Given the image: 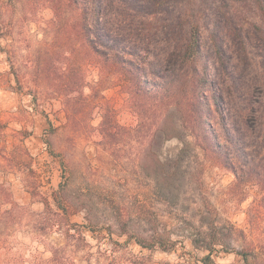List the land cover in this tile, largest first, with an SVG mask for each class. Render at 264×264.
I'll list each match as a JSON object with an SVG mask.
<instances>
[{
	"label": "trees",
	"instance_id": "obj_1",
	"mask_svg": "<svg viewBox=\"0 0 264 264\" xmlns=\"http://www.w3.org/2000/svg\"><path fill=\"white\" fill-rule=\"evenodd\" d=\"M47 1L56 12L48 28L53 37L36 49L34 58L25 60L35 70L36 91L59 100L66 124L75 129L88 126L79 118L84 111L99 107L103 149L122 135L142 137L146 153L154 155L165 176L160 181L151 176L148 183L160 201L173 198L179 162L178 156L161 159L160 150L184 130L190 139L187 144L193 142L233 172L235 180L226 193L228 205L236 198L241 200L248 190L255 191L247 209V229L230 224L226 231H219L218 223L224 219L218 216V207L205 200L203 205L215 215L206 230L198 229L187 237L196 248L208 251L205 262L214 252L232 251L244 264H264V0ZM243 1L255 11L248 16L249 27L238 18L243 14ZM63 8L65 12L75 10L77 20L55 23ZM86 65L101 76L89 95L80 90ZM104 82L128 94L138 118L135 126L121 125L115 118L99 94L109 88L99 90ZM20 150L16 145L13 152ZM33 176L29 183L34 193L36 176L31 171ZM43 201L46 208L58 206L48 198ZM60 204L65 213H50L35 231L56 227L66 244L76 247L85 241L84 226L71 223L67 219L73 213L70 206ZM13 205L0 212V226L17 222L20 213L15 209L23 208ZM118 212L112 222H106L110 235L115 227L118 236L127 235L146 248L170 250L177 243L167 234L143 235L131 230L123 212Z\"/></svg>",
	"mask_w": 264,
	"mask_h": 264
},
{
	"label": "rangeland",
	"instance_id": "obj_2",
	"mask_svg": "<svg viewBox=\"0 0 264 264\" xmlns=\"http://www.w3.org/2000/svg\"><path fill=\"white\" fill-rule=\"evenodd\" d=\"M244 2L235 6L243 13L238 18L249 27L248 16L255 11ZM0 10V212L13 204L23 208L15 209L20 213L16 223L0 226V264H244L232 251L214 252L205 262L208 251L196 248L187 236L209 227L215 211L211 213L203 205L205 200L214 203L221 221L224 219L218 223L219 231H226L230 224L247 229V209L255 191L248 190L241 200L236 198L228 205L226 193L235 180L233 172L195 148L193 142L187 144L190 139L181 130L178 138L169 139L160 150L161 159L178 156L179 162L173 198L158 200L148 183L151 176L156 181L165 176L154 155L146 153L142 137L122 135L103 149L99 107L84 111L79 118L88 126L75 129L66 124L59 100L44 98L36 91L35 70L25 60L34 58L36 49L53 37L48 28L55 9L47 0H0ZM54 20L72 23L77 13L63 8L62 16ZM83 69L80 90L89 95L101 76L90 66ZM100 86L99 90L109 85ZM99 94L121 125L138 123L128 94L120 86L110 85ZM16 145L21 148L19 153L13 152ZM31 171L35 172L37 193L30 188ZM46 198L59 207L46 208ZM60 201L73 212L67 219L84 226L85 241L77 242L76 247L66 244L56 227L35 231L50 213H65ZM118 209L131 230L143 235L167 234L177 243L170 250L146 248L135 239L128 240L127 235L118 236L115 227L110 235L105 228L119 214ZM55 257L60 258L58 262Z\"/></svg>",
	"mask_w": 264,
	"mask_h": 264
}]
</instances>
